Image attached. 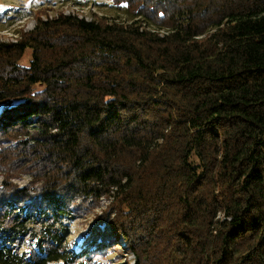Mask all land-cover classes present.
<instances>
[{"label": "trees", "instance_id": "trees-1", "mask_svg": "<svg viewBox=\"0 0 264 264\" xmlns=\"http://www.w3.org/2000/svg\"><path fill=\"white\" fill-rule=\"evenodd\" d=\"M111 2L0 41V264H264V0Z\"/></svg>", "mask_w": 264, "mask_h": 264}, {"label": "rangeland", "instance_id": "rangeland-1", "mask_svg": "<svg viewBox=\"0 0 264 264\" xmlns=\"http://www.w3.org/2000/svg\"><path fill=\"white\" fill-rule=\"evenodd\" d=\"M38 8H47V14L40 15L41 18L54 16L59 11L63 13L75 14L87 20L91 19L93 12L98 15H106L119 21L129 20V15L124 7H117L111 0H0V41L14 40L16 35L22 30H29L35 24L34 12ZM28 53V50L27 52ZM25 64V61H21ZM1 179V177H0ZM24 177L18 180L19 184L26 183ZM105 200H101V205ZM96 208L94 213L99 212ZM93 221V213L84 217H78L70 220V241L79 242L83 239L84 232ZM110 259L115 260L114 253H108ZM113 264H133V255H127L125 258L114 261Z\"/></svg>", "mask_w": 264, "mask_h": 264}, {"label": "built area", "instance_id": "built-area-1", "mask_svg": "<svg viewBox=\"0 0 264 264\" xmlns=\"http://www.w3.org/2000/svg\"><path fill=\"white\" fill-rule=\"evenodd\" d=\"M43 19H46V18H43Z\"/></svg>", "mask_w": 264, "mask_h": 264}]
</instances>
